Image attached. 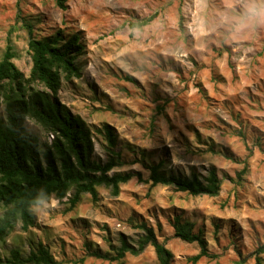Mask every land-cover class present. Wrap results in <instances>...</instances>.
Here are the masks:
<instances>
[{
	"label": "rangeland",
	"instance_id": "rangeland-1",
	"mask_svg": "<svg viewBox=\"0 0 264 264\" xmlns=\"http://www.w3.org/2000/svg\"><path fill=\"white\" fill-rule=\"evenodd\" d=\"M28 25L37 37L82 35V75L63 79L59 96L93 129L96 159L109 157L96 131L109 123L124 160L114 171L145 180L141 159L185 175L214 165L222 186L217 196H195L136 176L118 195L102 185L97 201L84 193L73 208L71 190L34 205V226L17 222L1 252L27 253L42 241L60 264H159L151 245L114 261L89 253L114 254L122 237L135 243L145 221L172 251L171 264H256L264 244V0H0V59L11 38L26 75ZM26 126L51 137L31 118ZM175 215L194 222L211 256L189 260L200 245L174 235Z\"/></svg>",
	"mask_w": 264,
	"mask_h": 264
},
{
	"label": "trees",
	"instance_id": "trees-1",
	"mask_svg": "<svg viewBox=\"0 0 264 264\" xmlns=\"http://www.w3.org/2000/svg\"><path fill=\"white\" fill-rule=\"evenodd\" d=\"M61 5L62 2H60ZM180 25L184 16L180 13ZM153 16L145 18L136 26L148 24ZM135 26V24H133ZM29 30V50L33 65L26 75L14 62L16 52L11 38L0 59V106L5 117L0 116V243L4 244L12 228L21 222L27 231L35 224L33 206L50 199L69 197L73 208L82 194L89 193L98 200V188L109 187L118 195L121 184L133 177L151 181L155 186L170 185L178 191L191 195L217 196L222 178L213 165L206 175L195 167L187 175L168 172L165 161H141L149 170V178L143 179L141 172L114 171L124 164L122 151L118 149V134L109 123H103L96 131L104 138V147L109 157L106 161L94 157L93 129L80 115L72 112L60 99L63 79L72 80L82 75L79 57L85 51L82 35L78 32L55 33L37 37ZM129 79H132L129 77ZM27 118L33 119L51 137L41 140L26 126ZM244 137V133L239 131ZM246 171L239 172V177ZM174 235L187 242H197L200 252L189 260L197 262L203 256H211L207 241L201 231L194 230V222L175 215L171 221ZM142 234L135 243L125 237L114 247V254L90 251L93 256L111 261L122 259L127 253L141 254L149 245L153 246L159 264H171L173 253L161 242L154 227L143 221L136 224ZM256 264H264L261 254L264 244L256 251ZM0 264H60L50 248L39 241L34 248L24 253L13 247L7 255L0 250Z\"/></svg>",
	"mask_w": 264,
	"mask_h": 264
}]
</instances>
